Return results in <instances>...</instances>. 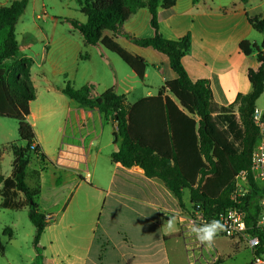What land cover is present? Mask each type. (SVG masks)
Returning <instances> with one entry per match:
<instances>
[{
	"label": "crops",
	"instance_id": "obj_1",
	"mask_svg": "<svg viewBox=\"0 0 264 264\" xmlns=\"http://www.w3.org/2000/svg\"><path fill=\"white\" fill-rule=\"evenodd\" d=\"M263 16L264 0H177L171 9L159 10V28L168 40L179 41L190 35V50L182 58L188 76L192 81L208 80L215 102L227 106L239 94L252 90L248 73L257 70L260 62L257 52L247 55L240 44H262L264 35L253 28L249 19ZM79 20L86 22V16ZM150 20L149 10L142 8L131 15L123 30L138 38H151L154 30ZM72 29L69 38L56 40L46 36L48 46L45 44L42 53L27 55L34 60L31 75L36 90L28 120L41 153L46 155L44 161L37 156L35 159L51 169L46 174L31 163L27 169V178L32 180L28 186L41 187L40 211L52 216L39 241L40 253L34 247L32 263L185 264L172 254L171 242L178 250L187 242L200 243L190 231L193 223L182 215L185 208L180 207L161 180L146 177L139 166L124 167L112 161L111 156L120 149L122 141H115L112 113L105 115L62 92L67 81L75 89L92 85L94 95L110 88L125 98L133 92L119 75L122 67L115 54L101 45L88 44L81 33ZM103 35L148 62L144 81L149 89L137 101L156 96L168 80L176 77L168 59L154 49L140 47L111 31ZM19 47L23 55L26 46ZM149 68L153 69L152 74ZM126 76L132 79V74ZM262 97L264 93L257 108L264 111ZM137 101L126 103L133 105ZM0 113H12L1 89ZM39 121L43 129H48V135L37 131ZM9 146L6 149L12 154ZM12 161L1 152L0 176L11 174ZM33 172H39V177L33 178ZM47 180L52 202L44 199ZM186 200L190 201V195L186 199L184 193L185 207ZM1 201L0 196V204ZM169 217L175 218L171 231L166 222ZM11 230L13 238L8 243L15 237Z\"/></svg>",
	"mask_w": 264,
	"mask_h": 264
},
{
	"label": "trees",
	"instance_id": "obj_2",
	"mask_svg": "<svg viewBox=\"0 0 264 264\" xmlns=\"http://www.w3.org/2000/svg\"><path fill=\"white\" fill-rule=\"evenodd\" d=\"M176 1L78 0L86 22L66 21L88 44L101 45L115 53L144 81L148 62L103 35L105 31H111L114 36L124 37L140 47H150L166 57L176 77L168 80L156 96L144 97L133 105L127 104L125 96L116 94L112 88L94 95L92 85L75 89L66 82L62 92L105 115L113 114L115 141L122 140L120 149L111 156L114 163L124 167L139 166L146 177L161 180L183 209L184 191L188 189L192 207L200 204L206 215L213 219L231 206L235 176L242 171L250 172L259 135L253 113L264 93V39L261 45L249 41L240 44L247 55L257 52L260 62L257 70L251 69L248 73L251 92L239 94L230 105H220L214 100L210 82L192 81L183 66L182 58L191 46L190 35L173 41L160 33L159 10L171 9ZM28 2L13 0L8 6H0V89L12 111L8 115L0 113V117L18 122L19 137L25 144L9 146L13 155L12 171L6 178L0 176V206L14 211L28 208L29 219L36 230L34 247L40 253L39 241L52 216L40 211L41 187L37 185L31 189L26 178L32 155L43 161L46 155L41 153L34 128L28 120L30 103L36 99L31 75L33 59L21 54L15 28ZM142 8H147L151 14L150 23L154 30L151 38H138L123 30L131 15ZM249 21L264 35V16ZM209 122L218 128L219 134L212 131ZM223 140L232 146L233 152L225 151L220 142ZM34 143L37 145L32 150ZM32 177H39V172H33ZM255 197L254 191L246 198L249 211L255 207L249 204ZM3 238L12 240L11 228L6 227L0 233L2 255L6 250Z\"/></svg>",
	"mask_w": 264,
	"mask_h": 264
},
{
	"label": "rangeland",
	"instance_id": "obj_3",
	"mask_svg": "<svg viewBox=\"0 0 264 264\" xmlns=\"http://www.w3.org/2000/svg\"><path fill=\"white\" fill-rule=\"evenodd\" d=\"M12 1L13 0H0V6H8ZM80 18L85 19V16L79 10L78 0H29L27 8L15 27L19 44L21 46H26L23 55L41 54L45 44L48 46L49 40H47V37L49 39L53 37L56 40L69 38L73 29L66 19L80 21ZM114 56H116L122 67L121 74L119 75L124 79V83L133 89V92H131L129 96H126V102L134 103L139 98L143 97L149 89V87L145 85V83H148L146 81H141L136 75H133L134 72L132 69L118 55L115 54ZM38 62L41 63L40 59H38ZM148 72L152 74L154 71L152 68H149ZM39 73L41 74V72ZM126 73L132 74V79L127 78ZM49 78H51V80L53 79L51 76H49ZM36 83L40 88L41 84L37 80ZM71 85L73 84L71 83ZM263 100L264 97H262V101ZM209 123L212 127V131L219 134L218 128L214 126V124L212 125L211 122ZM42 125L43 123L39 121L37 131L39 133H44L45 131L47 133L46 135H48V129H43ZM6 140L9 141V144H6ZM220 142H222V147L227 153L234 151L226 140ZM11 144L19 146L25 145L19 137L18 122L9 118L0 119V149L6 160L9 157L11 159L13 158L12 154L8 153L9 149H6V147ZM30 163L32 167H36L38 170H44L46 174H49L51 171L49 166L46 167L41 162H38L34 155H32ZM31 181L30 178H27V183L30 184ZM48 183L49 181L47 180L46 190L48 191L45 190L44 199L46 202H52L51 186L48 185ZM184 193L186 199H188L190 195L189 190H185ZM182 215L189 222L194 218L193 207L190 201L186 200V207L185 210L182 211ZM6 227H11L14 230L15 237L14 241L11 243H8L9 241L3 238L6 252L4 255L0 253V264H33L35 227L29 219L27 208L14 211L0 207V233H2ZM194 239L196 240L195 237ZM171 244L172 254L175 257L177 256L178 259L180 258L185 264H190L191 262H195L191 264H249L252 257V253L245 240H235L221 235L216 237L215 243L211 249L205 248L201 243L188 244L187 242V245L181 246L179 251L173 242H171ZM214 260H216L217 263H213Z\"/></svg>",
	"mask_w": 264,
	"mask_h": 264
},
{
	"label": "built area",
	"instance_id": "obj_4",
	"mask_svg": "<svg viewBox=\"0 0 264 264\" xmlns=\"http://www.w3.org/2000/svg\"><path fill=\"white\" fill-rule=\"evenodd\" d=\"M253 118L259 135L252 153L250 172L242 171L235 176L230 196L231 206L213 219L221 220L228 226L227 230L219 235L246 241L252 253L249 264H264V111L256 107ZM36 145V143L32 145V150ZM254 191L256 197L249 204L255 205L256 208L249 211L246 198ZM229 212H234L235 215L230 217ZM193 217L191 219L193 224L213 220L206 215L200 204L193 207ZM241 223L245 225L243 230L239 228ZM213 263H217L216 260Z\"/></svg>",
	"mask_w": 264,
	"mask_h": 264
},
{
	"label": "clouds",
	"instance_id": "obj_5",
	"mask_svg": "<svg viewBox=\"0 0 264 264\" xmlns=\"http://www.w3.org/2000/svg\"><path fill=\"white\" fill-rule=\"evenodd\" d=\"M230 217L235 215L234 212H229ZM167 227L171 231L175 228V218L169 217L166 221ZM227 225L222 223L221 220L213 219L210 222L203 224H193L190 228L192 234L195 238L207 249H211L215 243L216 237L227 230ZM245 225L241 223L239 228L243 230Z\"/></svg>",
	"mask_w": 264,
	"mask_h": 264
}]
</instances>
